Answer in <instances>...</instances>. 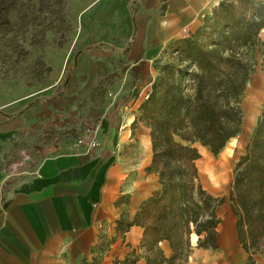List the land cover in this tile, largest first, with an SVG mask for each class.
<instances>
[{
	"label": "rangeland",
	"instance_id": "374dc122",
	"mask_svg": "<svg viewBox=\"0 0 264 264\" xmlns=\"http://www.w3.org/2000/svg\"><path fill=\"white\" fill-rule=\"evenodd\" d=\"M136 3L137 0H0V122L9 116L13 124L20 121L28 124L21 128L19 138L14 139L16 146L3 150L0 163L4 174L22 176L34 172L46 156L53 154L94 155L98 146L90 145V141L95 137L98 141L100 137L108 139L104 132L106 121L108 124L109 119L113 125L133 112L135 121L127 128L129 139L110 150L122 173L114 204L132 208L138 196L151 195L159 188L156 174L147 170L152 150L149 128L141 117L140 106L145 100L140 94L151 89L162 75L164 64L177 63L174 48L182 38L206 43L211 22L206 20L212 12L182 38L161 43L151 61L131 66L133 62L127 55L116 50L123 48V44L116 42L117 26H111L130 11L133 14ZM88 33L90 36L82 41ZM258 37L260 41L254 47L242 51L251 70L240 99L242 124L236 141H227L225 148L216 154L208 146L194 144L199 154L196 166L202 186L220 200L216 206L219 240L216 248L197 247L191 234V252L183 264H264V235L259 238L256 251H245L240 243L238 216L228 200L234 167L245 153L264 104V28ZM75 58L82 65L74 67ZM93 60L99 62L96 68L94 62L89 65ZM76 70L85 79L83 95H78L70 120L58 119L55 114H65L64 104L60 100L57 107L51 98L62 96L64 82L74 81ZM65 111L70 114L68 109ZM99 113L105 115L94 136V119L100 117ZM129 120L126 118L121 128ZM203 154L209 158L208 163H202ZM231 214L236 218V232L229 229ZM126 215L122 212L112 221L116 233L112 238L123 232V225L128 222ZM255 226L260 230L261 222ZM242 231L249 241L245 222Z\"/></svg>",
	"mask_w": 264,
	"mask_h": 264
},
{
	"label": "trees",
	"instance_id": "16d2710c",
	"mask_svg": "<svg viewBox=\"0 0 264 264\" xmlns=\"http://www.w3.org/2000/svg\"><path fill=\"white\" fill-rule=\"evenodd\" d=\"M208 21L206 43L182 38L174 48L177 63L162 66V75L140 106L152 150L147 170L156 174L159 188L123 226L142 228L146 264H183L191 252V234L197 247L218 244L220 200L202 186L194 144L216 154L241 131L239 104L251 70L242 51L260 41L264 0H221ZM245 149L234 167L228 200L238 216L242 248L256 251L264 235V104ZM244 222L249 241L244 239ZM163 241L171 250L168 257L158 247Z\"/></svg>",
	"mask_w": 264,
	"mask_h": 264
},
{
	"label": "crops",
	"instance_id": "0c3cea01",
	"mask_svg": "<svg viewBox=\"0 0 264 264\" xmlns=\"http://www.w3.org/2000/svg\"><path fill=\"white\" fill-rule=\"evenodd\" d=\"M220 1L137 0L133 14L129 10L130 14L111 26H117L114 31L116 42L120 46L123 44V48L116 50L127 55L133 62L131 66L140 61H151L161 43L182 38ZM89 36L90 33L82 41ZM76 60L72 63L74 67L82 65ZM94 61L88 62L89 65ZM96 63L99 62L92 64L94 68ZM73 80L64 82L60 90L63 97L51 98L57 107L58 101H63L65 114L59 116L56 113L58 119L70 120L78 95H83L85 79L82 73L76 70ZM104 115L94 119V136ZM6 117L0 122V159L3 150L16 146L14 139L19 138L21 128L28 127L22 121L13 124L8 120L9 116ZM134 117V113L129 112L113 125L108 119L104 128L108 139L100 137L98 141L95 137L90 141V145L98 146L94 155L72 152L49 155L39 169L37 167L36 171L22 176L4 174L0 163V264H146L147 252L141 246V227L123 226V232L112 238L116 235L112 221L122 212H126V218L131 221L140 204L150 196V193L138 196V202H134L132 208L114 204L122 173L110 150L115 145L120 146L125 138L129 139L130 130L127 128ZM126 118L132 123L121 128ZM228 219L230 232H236L234 214ZM218 240L219 233L217 243ZM158 247L164 257L171 254L167 242H159Z\"/></svg>",
	"mask_w": 264,
	"mask_h": 264
},
{
	"label": "bare ground",
	"instance_id": "6f19581e",
	"mask_svg": "<svg viewBox=\"0 0 264 264\" xmlns=\"http://www.w3.org/2000/svg\"><path fill=\"white\" fill-rule=\"evenodd\" d=\"M131 123H132V120H129V121H127V123L124 126L126 127L127 125H129ZM229 141H231L233 143V142L236 141V139L235 138H231ZM208 159L209 158L207 157V155L203 154L202 163H208L209 162ZM192 236H193V240L196 241V239H197L196 235L195 234H192Z\"/></svg>",
	"mask_w": 264,
	"mask_h": 264
},
{
	"label": "built area",
	"instance_id": "2783aa9c",
	"mask_svg": "<svg viewBox=\"0 0 264 264\" xmlns=\"http://www.w3.org/2000/svg\"><path fill=\"white\" fill-rule=\"evenodd\" d=\"M143 93V94H142ZM149 91L141 92L140 96L142 100H147Z\"/></svg>",
	"mask_w": 264,
	"mask_h": 264
}]
</instances>
